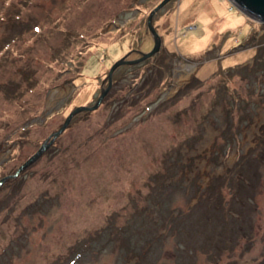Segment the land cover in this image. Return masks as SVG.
<instances>
[{"label":"rangeland","instance_id":"rangeland-1","mask_svg":"<svg viewBox=\"0 0 264 264\" xmlns=\"http://www.w3.org/2000/svg\"><path fill=\"white\" fill-rule=\"evenodd\" d=\"M162 1L0 0V181L153 48ZM152 25L1 184L0 264H264V23L171 0Z\"/></svg>","mask_w":264,"mask_h":264},{"label":"water","instance_id":"water-1","mask_svg":"<svg viewBox=\"0 0 264 264\" xmlns=\"http://www.w3.org/2000/svg\"><path fill=\"white\" fill-rule=\"evenodd\" d=\"M169 1L171 0H163L159 5H157L149 14L147 25L149 31L153 37V48L148 52L141 55L140 58L134 60H127L126 57L119 59L115 62L109 69L108 72V86L105 90L101 92L97 101L92 106H80L76 107L65 119L63 125L54 133L50 134L47 139L42 143V145L38 148V150L32 154L20 167L15 171L13 175L7 176L0 181V185L9 179L16 178L22 171L30 167L33 163H35L47 150L52 146L53 142L56 140L59 134L63 133L65 129L70 124L73 117L81 112H92L95 111L102 103L103 99L108 94L111 85H112V75L114 71L121 65H134L138 64L142 61H145L155 54H157L162 46V39L160 35L157 33L156 29L152 25V18L156 12L161 10ZM231 6L236 8L239 12L243 13L245 16L255 20L257 22L264 23V0H227Z\"/></svg>","mask_w":264,"mask_h":264},{"label":"trees","instance_id":"trees-1","mask_svg":"<svg viewBox=\"0 0 264 264\" xmlns=\"http://www.w3.org/2000/svg\"><path fill=\"white\" fill-rule=\"evenodd\" d=\"M244 158H246V156H245ZM244 158H243V159H244ZM13 180H14V179H13ZM2 185H3V184H2ZM2 185H1V186H2ZM70 263H72V262H70Z\"/></svg>","mask_w":264,"mask_h":264}]
</instances>
